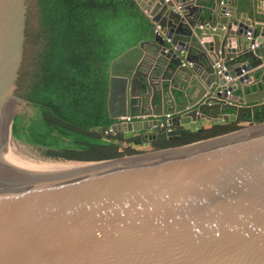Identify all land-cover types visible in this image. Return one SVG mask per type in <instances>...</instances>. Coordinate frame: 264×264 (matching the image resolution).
Wrapping results in <instances>:
<instances>
[{
	"label": "water",
	"instance_id": "water-1",
	"mask_svg": "<svg viewBox=\"0 0 264 264\" xmlns=\"http://www.w3.org/2000/svg\"><path fill=\"white\" fill-rule=\"evenodd\" d=\"M135 1L159 30L110 64L109 116L144 117L111 125L128 145L34 97L26 0H0V264H264V0ZM202 119L245 126L139 145Z\"/></svg>",
	"mask_w": 264,
	"mask_h": 264
},
{
	"label": "trees",
	"instance_id": "trees-1",
	"mask_svg": "<svg viewBox=\"0 0 264 264\" xmlns=\"http://www.w3.org/2000/svg\"><path fill=\"white\" fill-rule=\"evenodd\" d=\"M27 10L39 39L34 97L54 117L116 144L135 145L133 133L108 131L117 121L107 108L110 64L154 35L150 17L135 0H30ZM168 126L179 130V137L162 140L165 123L151 130L160 139L150 146L183 145L243 124L225 120L195 129Z\"/></svg>",
	"mask_w": 264,
	"mask_h": 264
},
{
	"label": "built area",
	"instance_id": "built-area-1",
	"mask_svg": "<svg viewBox=\"0 0 264 264\" xmlns=\"http://www.w3.org/2000/svg\"><path fill=\"white\" fill-rule=\"evenodd\" d=\"M158 30H159V28H158V26H155V28H154V33H158ZM215 69H216V73L217 74H222L223 73V71L225 70V67L221 64V63H216L215 64ZM224 78H225V80H227V81H230V80H232V78L230 77V75H224ZM226 94H230V90L228 89V90H226ZM142 118H144L143 116H135V117H131V116H124V117H120V118H118L117 119V121L116 122H121V121H133L134 119H142ZM171 128L167 125V128H166V130H170ZM108 131H112L111 130V128L108 130ZM108 131H105L106 133L108 132Z\"/></svg>",
	"mask_w": 264,
	"mask_h": 264
},
{
	"label": "crops",
	"instance_id": "crops-1",
	"mask_svg": "<svg viewBox=\"0 0 264 264\" xmlns=\"http://www.w3.org/2000/svg\"><path fill=\"white\" fill-rule=\"evenodd\" d=\"M210 37H207V39H209ZM259 73H256L255 76L258 77ZM254 81V78L250 79V83ZM236 92H239V89L236 90ZM254 95H259L260 93H258V91H255L253 92ZM264 99V98H263ZM264 110V108H263ZM257 115H259V112L257 111ZM256 115V116H257ZM210 123V121H207L205 119H202L200 121H197V122H191L190 124L188 125H185L184 127L186 128H190V129H195L196 127L198 126H205V125H208ZM152 132V131H151Z\"/></svg>",
	"mask_w": 264,
	"mask_h": 264
},
{
	"label": "rangeland",
	"instance_id": "rangeland-1",
	"mask_svg": "<svg viewBox=\"0 0 264 264\" xmlns=\"http://www.w3.org/2000/svg\"><path fill=\"white\" fill-rule=\"evenodd\" d=\"M26 3H27V6H28V4L30 3V0H26ZM243 124V123H242ZM245 125L243 124V126L242 127H244ZM241 127V128H242ZM143 145H145V146H150L149 144H143Z\"/></svg>",
	"mask_w": 264,
	"mask_h": 264
},
{
	"label": "flooded vegetation",
	"instance_id": "flooded-vegetation-1",
	"mask_svg": "<svg viewBox=\"0 0 264 264\" xmlns=\"http://www.w3.org/2000/svg\"><path fill=\"white\" fill-rule=\"evenodd\" d=\"M134 120H137V119H134ZM136 136L138 135V134H135ZM139 139V137L137 138V140ZM148 144H150V143H148ZM139 145H143V143H141V144H139Z\"/></svg>",
	"mask_w": 264,
	"mask_h": 264
}]
</instances>
